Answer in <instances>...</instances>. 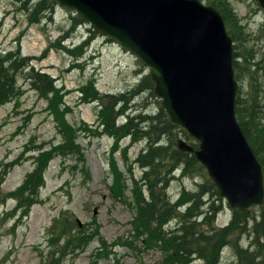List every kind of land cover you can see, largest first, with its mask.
<instances>
[{"label": "rangeland", "instance_id": "374dc122", "mask_svg": "<svg viewBox=\"0 0 264 264\" xmlns=\"http://www.w3.org/2000/svg\"><path fill=\"white\" fill-rule=\"evenodd\" d=\"M217 2L234 14L229 20L238 33L244 91L253 84V76L255 85L264 88V8L258 0ZM30 6L31 0H0V45L8 50L20 48L61 88L46 100V84L42 82L37 91L20 78V96L0 105V264H46L52 258L54 264L158 263L163 254L151 239L145 237L149 250L139 240L135 242L133 208L126 189L121 198L113 195L116 167L123 172L125 186L133 177H141V167L131 161L144 143L133 145L126 139L119 150V143L98 125L99 102L81 100L91 96L90 81L97 82L102 92L117 93L140 81L148 68L101 36L92 24H75L79 14L72 9L57 4L51 16L33 24ZM83 40L90 41L85 58L74 47ZM142 93L143 99L138 97L135 106L156 114L158 98L149 91ZM42 153L46 154L42 160L46 171L37 197L31 188L39 187L37 177L41 176L36 170ZM202 179L201 174L184 179L177 172L169 194L176 200L185 187L192 190ZM261 210L256 207L250 219ZM232 212L224 203L216 226L227 225ZM123 240L129 246L112 245ZM249 241L246 231L241 243L246 246ZM192 264L205 263L196 259ZM221 264H239L232 244L222 250Z\"/></svg>", "mask_w": 264, "mask_h": 264}, {"label": "trees", "instance_id": "16d2710c", "mask_svg": "<svg viewBox=\"0 0 264 264\" xmlns=\"http://www.w3.org/2000/svg\"><path fill=\"white\" fill-rule=\"evenodd\" d=\"M217 5L224 15L229 33L234 41H238V33L233 30L230 18L233 12H228L227 6L217 0H208ZM57 0H31V16L35 23L41 21L43 16H51ZM42 15V16H41ZM78 21L83 19L78 15ZM243 38V31L239 30ZM90 45L89 40H84L76 46L79 55L84 57ZM235 45V70L236 78H241V57ZM34 86H48L46 99L58 92L55 80L46 72L37 70L29 59L23 56L20 48L17 50L0 49V105L11 101L20 94V78ZM256 76H253L248 91L241 84L237 96V118L251 145L264 167V88L255 85ZM91 96L87 101L100 103L99 124L105 133L117 139L129 136L132 142L145 140L146 145L138 156V161L145 168L141 181L135 183L126 197L134 210L133 231L135 242L138 238L141 245H146V238L152 240L155 248L163 253L162 264H191L196 258H201L205 264H221L222 250L232 244L239 264H264V208L253 220L251 213L234 209L232 219L222 227L216 226L218 215L224 208V199L220 195L215 183L204 173V167L199 163L194 153L182 152L176 147V138L182 130L171 124L162 106H158L156 114H152L144 107L135 106L138 97L143 99L142 92H153L154 84L150 75L144 77L127 90L118 93H104L97 87L95 81L89 83ZM150 97V96H149ZM134 103V104H132ZM130 110L131 113H130ZM126 119L122 124L117 123L118 117ZM122 118V119H123ZM167 137V138H166ZM195 147L197 144L192 143ZM43 153L40 155L38 169L39 187L31 188L33 195L38 196L42 186ZM52 157V156H51ZM161 160L158 165L151 166L149 161ZM181 170L182 177L190 178L202 175L204 179L195 188L188 190L186 187L181 197L172 202L168 195L169 185L175 178L174 169ZM204 173V174H203ZM122 184V183H121ZM34 185L32 180L31 187ZM125 184L121 191L114 188V196L121 198L125 195ZM127 189V187H126ZM144 189L147 193H144ZM36 201V200H35ZM34 201V202H35ZM240 230L239 234H236ZM248 231L251 236L249 245H242L241 235ZM156 236V237H153ZM145 240V241H144Z\"/></svg>", "mask_w": 264, "mask_h": 264}, {"label": "water", "instance_id": "95a60500", "mask_svg": "<svg viewBox=\"0 0 264 264\" xmlns=\"http://www.w3.org/2000/svg\"><path fill=\"white\" fill-rule=\"evenodd\" d=\"M58 1L150 67L169 120L198 141L196 156L231 207L264 206L262 165L236 119L233 41L215 7L199 0ZM180 147L194 151L183 141Z\"/></svg>", "mask_w": 264, "mask_h": 264}, {"label": "bare ground", "instance_id": "6f19581e", "mask_svg": "<svg viewBox=\"0 0 264 264\" xmlns=\"http://www.w3.org/2000/svg\"><path fill=\"white\" fill-rule=\"evenodd\" d=\"M162 161L161 160H151V161H149V164L151 165V166H153V165H158V164H160ZM199 183V181H196V185ZM196 187V186H195ZM194 187V188H195ZM168 195H169V198L171 199V201L174 203V202H176L180 197H181V195L176 199V200H174L173 199V197H172V195L171 194H169V192H168ZM234 209H237V210H239L238 208H234Z\"/></svg>", "mask_w": 264, "mask_h": 264}]
</instances>
